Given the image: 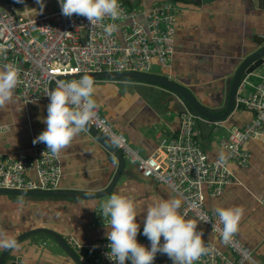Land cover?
I'll return each mask as SVG.
<instances>
[{"label":"crops","instance_id":"1","mask_svg":"<svg viewBox=\"0 0 264 264\" xmlns=\"http://www.w3.org/2000/svg\"><path fill=\"white\" fill-rule=\"evenodd\" d=\"M35 1L21 5L18 12L41 16L59 7L38 13L41 4ZM158 2H171L177 7L176 31L170 68H162L155 61L152 70L158 67L160 72L152 74L183 86L210 112L222 114L229 80L240 64L261 48L255 38L264 37V10L256 8L252 0H213L208 4H198L197 0H146L143 7L148 9ZM260 72L244 77L246 93L253 91ZM94 81L97 108L142 157L154 154L162 140L177 136L181 101L168 89L142 82ZM148 89L153 91L152 97L143 95L142 91L149 92ZM46 117L42 104L25 106L15 95L10 106L0 109V126L6 128L0 133V155L16 158L29 154L32 140L47 128L42 122ZM253 117L250 110L238 108L209 136H204L199 128V139L208 158L221 159L225 151L219 146L218 137H228L232 129L243 128ZM244 150L250 154L247 167L232 166L238 182L226 186L218 197L204 190L205 207L209 211L242 207L244 216L237 235L253 251L256 262L245 264H264V144L249 141ZM60 159L61 190L101 192L110 186L119 170L117 157L86 131L74 139ZM114 193L134 202L140 229L144 228L150 204L177 197L167 186L143 178L135 164L125 158L123 173L112 193L101 199L0 195V231L17 238L32 230L48 229L64 240L74 238L88 244L105 237L104 219L99 212ZM197 230L204 233V240L215 242L227 252L208 227L198 223ZM19 245L18 250L10 252L20 258L15 264H76L51 236L31 237ZM3 251L0 249V256Z\"/></svg>","mask_w":264,"mask_h":264},{"label":"built area","instance_id":"2","mask_svg":"<svg viewBox=\"0 0 264 264\" xmlns=\"http://www.w3.org/2000/svg\"><path fill=\"white\" fill-rule=\"evenodd\" d=\"M119 4L123 12L118 20L106 19L90 27L85 17L64 16L59 0L56 11L41 16L18 12L17 8L0 0V45L5 49L0 54V66L12 64L19 69L15 95L25 106L40 103L47 112L50 99L46 94L53 82L56 86L59 76L104 72L151 74L155 61L162 68H170L176 31L175 4L158 2L148 9ZM109 23H115L118 28L111 36L104 31ZM245 86L243 78L234 111L244 107L253 112L254 117L243 128L232 129L228 137H218L225 155L217 160L208 158L200 142L198 121L203 118L188 109L180 114L177 136L162 140L156 152L148 157H142L132 149L126 136L117 132L98 108L90 122V126L135 164L143 178L167 186L182 198L181 212L186 218L199 221L202 215L208 217L210 222L199 223L211 230L227 252L210 241L214 251L202 256L195 264L256 263L253 251L237 234L229 244L222 242L223 225L219 217L205 207L204 191L208 190L212 197L222 195L226 186L238 182L232 166L244 168L249 164L250 154L244 150V145L249 141L264 144V70L252 92L246 93ZM221 123L211 122L212 132H216ZM5 129L0 126V133ZM86 132L94 138L88 130ZM33 140L29 154H20L16 158L0 155V190H61L60 157H54L43 143L34 145ZM214 224L217 226L215 232ZM137 240L150 249L151 243L143 235V228ZM65 242L82 264H118L107 255L110 242L106 237L88 244H81L74 238H67ZM161 243H164L163 238ZM205 243L209 241L205 240ZM125 264H131V261ZM154 264L174 262L167 255L157 253Z\"/></svg>","mask_w":264,"mask_h":264},{"label":"clouds","instance_id":"3","mask_svg":"<svg viewBox=\"0 0 264 264\" xmlns=\"http://www.w3.org/2000/svg\"><path fill=\"white\" fill-rule=\"evenodd\" d=\"M23 3L24 0H17ZM41 4L42 0H37ZM62 14L72 17L73 14L87 18L90 27H95L106 19L118 20L123 10L119 0H59ZM118 30L115 23H109L104 31L111 36ZM5 51L0 45V54ZM19 82V69L12 64L0 66V109L10 106L15 99V89ZM95 81L89 75L79 80L65 81L58 79L54 89L47 92L50 103L48 115L43 119L47 125L33 144L43 143L47 151L54 157H60L73 143L74 139L88 130L95 117L97 103L94 94ZM183 200L176 198L164 199L146 208L143 235L151 243L150 249L140 244L137 236L140 232L138 213L134 202L120 194H112L101 205L100 215L104 219L105 237L110 242L107 253L109 259L118 264H154L157 253L167 255L174 264H195L202 256L214 251L210 241L205 243L204 233L198 231V223L210 220L202 215L199 221L186 218L181 209ZM214 213L223 225L221 240L227 245L240 230V222L244 216L242 207H217ZM217 231L216 224L213 232ZM163 237L164 243H161ZM20 247L14 237L0 231V249L16 251Z\"/></svg>","mask_w":264,"mask_h":264},{"label":"water","instance_id":"4","mask_svg":"<svg viewBox=\"0 0 264 264\" xmlns=\"http://www.w3.org/2000/svg\"><path fill=\"white\" fill-rule=\"evenodd\" d=\"M5 4L11 5L15 8H19L23 4H30L34 0H24L23 3H18L17 0H2ZM213 0H197V3L208 4ZM255 7L264 10V0H252ZM255 41L261 46L259 50L248 56L238 67L234 76L228 82V94L225 110L222 114H213L207 108H205L195 96L183 86L165 78L162 76H157L154 74H143V73H131V72H121V73H83L67 76H59L57 78L60 80H79L83 75H89L93 80H106V81H128V82H142L148 84H154L156 86L163 87L171 91L174 97L180 102L179 107L180 112L183 113L187 109L193 111L197 115L201 116L203 120L198 121V127L201 129L204 136H209L212 133L211 122H222L227 120L234 111L235 99L240 83L243 78L247 75L253 74L260 68L264 67V37L255 38ZM55 88V82L51 84L50 90ZM244 108V107H240ZM88 131L101 142L108 150H110L119 161V170L114 180L110 186L101 191L95 193L88 192H77L68 190H57V191H13V190H0V195H11L29 198H67V199H86V200H96L104 198L110 195L116 186L119 178L121 177L124 167L125 158L123 154L111 143H109L99 132H97L92 126L89 125ZM48 236L53 237L58 246L63 250V252L76 264H82L78 258L75 256L73 251L68 247L65 240L57 233L48 229H36L26 232L19 237H17L18 243L29 239L31 237L44 238L47 239ZM10 250H5L0 256V264H15L20 261V258L11 256Z\"/></svg>","mask_w":264,"mask_h":264},{"label":"rangeland","instance_id":"5","mask_svg":"<svg viewBox=\"0 0 264 264\" xmlns=\"http://www.w3.org/2000/svg\"><path fill=\"white\" fill-rule=\"evenodd\" d=\"M35 2H37V0ZM35 2L33 4H36ZM42 2L44 5L43 10H47L49 7L56 8L58 6V0H42ZM42 11H41V7H40V10L38 11V13H42ZM262 70H264V67L260 68L258 71H262ZM158 72H160V71H159L158 67H156L155 69L152 70L151 73H158ZM146 84H148V83H146ZM151 85H154V84H151ZM154 86H156V85H154ZM158 87H160V86H158ZM148 91L149 92H143L142 91L143 95H145V96L150 95L152 97L153 91H151L150 89H148ZM9 196H11V195H9Z\"/></svg>","mask_w":264,"mask_h":264},{"label":"trees","instance_id":"6","mask_svg":"<svg viewBox=\"0 0 264 264\" xmlns=\"http://www.w3.org/2000/svg\"><path fill=\"white\" fill-rule=\"evenodd\" d=\"M119 2H122L123 4L127 5L129 8H139L141 6H144L141 0H119Z\"/></svg>","mask_w":264,"mask_h":264}]
</instances>
